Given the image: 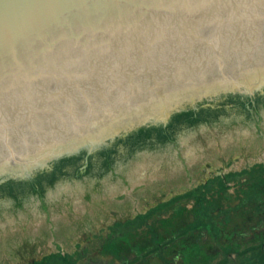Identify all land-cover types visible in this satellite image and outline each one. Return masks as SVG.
<instances>
[{
    "label": "water",
    "instance_id": "95a60500",
    "mask_svg": "<svg viewBox=\"0 0 264 264\" xmlns=\"http://www.w3.org/2000/svg\"><path fill=\"white\" fill-rule=\"evenodd\" d=\"M262 101L264 0H0V200Z\"/></svg>",
    "mask_w": 264,
    "mask_h": 264
},
{
    "label": "rangeland",
    "instance_id": "374dc122",
    "mask_svg": "<svg viewBox=\"0 0 264 264\" xmlns=\"http://www.w3.org/2000/svg\"><path fill=\"white\" fill-rule=\"evenodd\" d=\"M163 136L54 186L1 199L0 264H27L52 252L64 256L51 264L130 262L145 247L131 248L136 240L152 245L150 219L129 231L119 258L104 249L109 237L120 236L110 234L111 226L184 193L195 198L180 201L185 218L197 215L188 210L192 204L206 210V228L193 233L203 257L192 248L170 256L160 243L138 264H264V251L244 250L257 241L250 238L261 216L264 227V101Z\"/></svg>",
    "mask_w": 264,
    "mask_h": 264
},
{
    "label": "trees",
    "instance_id": "16d2710c",
    "mask_svg": "<svg viewBox=\"0 0 264 264\" xmlns=\"http://www.w3.org/2000/svg\"><path fill=\"white\" fill-rule=\"evenodd\" d=\"M178 210H175L172 214H169L168 216H166L163 220L161 219V221L159 222V226H155V227H151V229L149 231H147V234H152V238L153 241H155V243L157 244L160 242H164V243H168L169 241H173V239L178 235V234H183L187 232L186 226L190 225V223L188 222L190 219H187L185 217L186 213L189 212L186 210V208L180 207L177 208ZM197 211L201 213V215L203 216V218L200 220V226L199 228L201 230L206 228V221L205 219L207 218L205 215V211L206 210H202L199 208H197ZM194 216V215H193ZM153 228V229H152ZM158 230L163 231L161 234V232H158ZM160 235V236H159ZM145 236V235H144ZM144 238V237H143ZM143 238L136 240L137 243H134V245L131 248H135L137 245L139 246V244H142V247L146 246L144 245V240ZM127 233L123 235V237H115V238H111L106 240V244L104 245V249L105 252L107 254H111L115 257L119 258V255L121 254V252L123 250H125V248H127L128 243L126 241L127 240ZM146 241V240H145ZM196 236H192L191 234H188V236L181 241V243H173L171 246H168V248L172 249V251L169 253L170 256H173V254H185V251L188 248H192L194 251H197L198 255V260H200L203 256H202V247L200 244L197 243L198 249H195L196 246ZM209 249H212V247H209ZM195 257V256H194ZM214 259L213 257L211 258V260ZM109 264H112L110 262H106ZM90 264H99V263H94V261L90 262Z\"/></svg>",
    "mask_w": 264,
    "mask_h": 264
},
{
    "label": "bare ground",
    "instance_id": "6f19581e",
    "mask_svg": "<svg viewBox=\"0 0 264 264\" xmlns=\"http://www.w3.org/2000/svg\"><path fill=\"white\" fill-rule=\"evenodd\" d=\"M164 137V136H163ZM161 138H162V136H161ZM130 153V152H129ZM129 153H127V155L129 154ZM183 240V234H178L177 235V239L175 240V242L177 241V243H181V241Z\"/></svg>",
    "mask_w": 264,
    "mask_h": 264
},
{
    "label": "flooded vegetation",
    "instance_id": "af4514ba",
    "mask_svg": "<svg viewBox=\"0 0 264 264\" xmlns=\"http://www.w3.org/2000/svg\"><path fill=\"white\" fill-rule=\"evenodd\" d=\"M262 192H263V191H262ZM262 201H264V199H263ZM261 220H262V216H261ZM261 220H260V219H257V225H258V226H261L262 228H264V227L262 226V224L260 223Z\"/></svg>",
    "mask_w": 264,
    "mask_h": 264
}]
</instances>
